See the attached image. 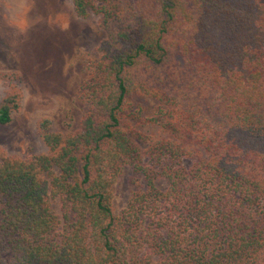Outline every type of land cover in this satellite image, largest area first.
<instances>
[{"label": "trees", "instance_id": "obj_1", "mask_svg": "<svg viewBox=\"0 0 264 264\" xmlns=\"http://www.w3.org/2000/svg\"><path fill=\"white\" fill-rule=\"evenodd\" d=\"M71 5L105 32L87 108L70 133L36 122L45 153L0 149V264H264V0ZM131 96L158 101L160 135L124 121ZM20 101L11 86L0 125Z\"/></svg>", "mask_w": 264, "mask_h": 264}, {"label": "rangeland", "instance_id": "obj_2", "mask_svg": "<svg viewBox=\"0 0 264 264\" xmlns=\"http://www.w3.org/2000/svg\"><path fill=\"white\" fill-rule=\"evenodd\" d=\"M104 38L97 18H78L71 0H0V101L11 86L21 94L12 122L0 125V149L21 158L45 153L35 127L41 117H49L53 129L64 134L78 128L87 108L80 87ZM157 106L154 99L131 96L124 121L143 135H160L157 126L143 121ZM132 176L126 168L115 183V214L136 189ZM157 186L164 189L166 183L158 181ZM53 207L59 214L57 202ZM4 259L11 264L14 256L7 253Z\"/></svg>", "mask_w": 264, "mask_h": 264}]
</instances>
